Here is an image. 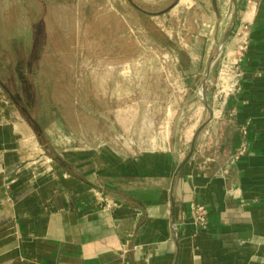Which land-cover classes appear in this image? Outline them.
I'll return each mask as SVG.
<instances>
[{"label":"crops","instance_id":"1","mask_svg":"<svg viewBox=\"0 0 264 264\" xmlns=\"http://www.w3.org/2000/svg\"><path fill=\"white\" fill-rule=\"evenodd\" d=\"M244 1L237 91L211 102L204 121L203 110L192 115L182 135L171 124L164 149L66 152L0 97V264H264V0ZM221 143L223 164L203 167ZM193 204L205 207L206 230L181 225Z\"/></svg>","mask_w":264,"mask_h":264},{"label":"rangeland","instance_id":"2","mask_svg":"<svg viewBox=\"0 0 264 264\" xmlns=\"http://www.w3.org/2000/svg\"><path fill=\"white\" fill-rule=\"evenodd\" d=\"M236 1L0 0V97L66 152L164 149L248 49Z\"/></svg>","mask_w":264,"mask_h":264},{"label":"built area","instance_id":"3","mask_svg":"<svg viewBox=\"0 0 264 264\" xmlns=\"http://www.w3.org/2000/svg\"><path fill=\"white\" fill-rule=\"evenodd\" d=\"M252 1V0H249ZM244 45L242 47H239L238 53L244 52ZM240 60L235 62V64L232 65L231 68H228L226 70V76L225 73H222L221 79H223V82H225V86H223L222 90L219 92L220 95H216V97L220 96V99H224L230 94H233L237 91V78L239 76V65L241 63ZM229 71V73H227ZM241 133L244 136H247L249 133V122L244 124L241 128ZM248 140H245L242 142L235 150V153L233 155L232 161L235 162L236 160H239L241 157L245 156L249 146L247 144ZM191 224L194 229L196 230H206L208 227V217L206 214L205 207L199 204H193L191 206V214L187 215L184 214L181 218V225Z\"/></svg>","mask_w":264,"mask_h":264},{"label":"trees","instance_id":"4","mask_svg":"<svg viewBox=\"0 0 264 264\" xmlns=\"http://www.w3.org/2000/svg\"><path fill=\"white\" fill-rule=\"evenodd\" d=\"M210 154L212 155V157L214 158V161L211 162H206V165H203V157L202 158H198V165H203V167H207L209 166L210 168L216 167V166H220L223 164L224 159L226 158V156L229 154V147L225 144V143H221L220 145L218 144V146L213 149L210 150Z\"/></svg>","mask_w":264,"mask_h":264},{"label":"water","instance_id":"5","mask_svg":"<svg viewBox=\"0 0 264 264\" xmlns=\"http://www.w3.org/2000/svg\"><path fill=\"white\" fill-rule=\"evenodd\" d=\"M233 2H234L233 19H235L237 17V14H238V4H237V1L236 0H233ZM213 4H214L215 9L217 10V0H213ZM207 105H208V103H207ZM208 108L211 109V107L209 105H208ZM200 131H201V128L197 131V133L195 135V138H194L193 143H192V147H191V152H190L189 158L191 157L192 153L195 150V146H196L198 134H199Z\"/></svg>","mask_w":264,"mask_h":264}]
</instances>
